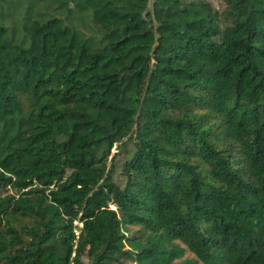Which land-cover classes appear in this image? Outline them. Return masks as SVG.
Here are the masks:
<instances>
[{"label":"trees","instance_id":"obj_1","mask_svg":"<svg viewBox=\"0 0 264 264\" xmlns=\"http://www.w3.org/2000/svg\"><path fill=\"white\" fill-rule=\"evenodd\" d=\"M221 1L0 0V264H264V0Z\"/></svg>","mask_w":264,"mask_h":264},{"label":"rangeland","instance_id":"obj_2","mask_svg":"<svg viewBox=\"0 0 264 264\" xmlns=\"http://www.w3.org/2000/svg\"><path fill=\"white\" fill-rule=\"evenodd\" d=\"M211 2H213V4H214V6L216 7V8H219V9H221L222 8V1L221 0H211ZM186 257L187 258H193V255L192 254H190L188 251L186 252Z\"/></svg>","mask_w":264,"mask_h":264}]
</instances>
